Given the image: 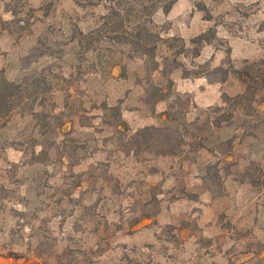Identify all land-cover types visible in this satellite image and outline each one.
Segmentation results:
<instances>
[{
  "label": "rangeland",
  "instance_id": "374dc122",
  "mask_svg": "<svg viewBox=\"0 0 264 264\" xmlns=\"http://www.w3.org/2000/svg\"><path fill=\"white\" fill-rule=\"evenodd\" d=\"M98 2L0 0V264H264V0Z\"/></svg>",
  "mask_w": 264,
  "mask_h": 264
},
{
  "label": "trees",
  "instance_id": "16d2710c",
  "mask_svg": "<svg viewBox=\"0 0 264 264\" xmlns=\"http://www.w3.org/2000/svg\"><path fill=\"white\" fill-rule=\"evenodd\" d=\"M98 1H101V0H95V3H99ZM128 2L129 0H104V3L107 5L108 12L104 16H102L104 19L103 26L109 29V31L116 32L117 27L123 30L125 21H130V18H129L130 14H134L135 19L137 18L139 19V17H143L144 15H147L149 18V21L152 19V15L158 8H161L163 13L166 14L170 11V9L172 8L176 0H133L132 2H130V4ZM125 3H128L129 6L128 8H126L127 9L126 16H123L120 12L122 10L121 6L125 7L124 5ZM137 5H139L140 8ZM74 31L75 32H73V34L74 35L77 34L78 39L80 41L83 38H87V37H88L87 39L89 43L91 44L94 41H98V39H92V37L90 36L94 32L93 30L90 31V33L89 32L84 33L82 30L78 28L75 29ZM120 33L121 34H118L115 36L116 37L115 42H119L125 45H130L133 49L137 51H141L142 54L144 55L148 54L154 57L155 45L152 44L151 46L149 44V39L147 38V37L150 38L154 34L150 32V30L144 23L136 24L134 35H130V33L128 32H125L126 34L125 33L123 34V31ZM196 40H199L200 42L208 41L205 38V33H201L198 36H196L194 38V41ZM198 52L199 51H196V54H199ZM157 66H158V63H156L155 67ZM221 68L222 67L220 66L215 67V70H219ZM224 72H225L224 73V78H225L227 75V72L226 71ZM241 75L242 77H244L241 79L246 81L245 79L250 75V71L248 69H245L241 72ZM262 81L264 82V78L262 79ZM14 86H15V83L9 82L6 79L2 80V83L0 84V105L12 96V91L7 92V90H11L12 88L14 89ZM116 110H117L118 115L120 116L119 108L116 107ZM122 124H124L125 127H127V125L124 122H122ZM214 125L218 126L219 122H216ZM158 130L159 129L157 126H144L142 128L137 129L134 135L136 137H140L138 138V140H136L137 143H140L138 146H141L140 148H143L144 146L148 148L149 146H151V143H150L151 134L150 133L154 131H158Z\"/></svg>",
  "mask_w": 264,
  "mask_h": 264
},
{
  "label": "crops",
  "instance_id": "0c3cea01",
  "mask_svg": "<svg viewBox=\"0 0 264 264\" xmlns=\"http://www.w3.org/2000/svg\"><path fill=\"white\" fill-rule=\"evenodd\" d=\"M182 79H184V80H189V81H192L191 79H188V78H186V77H183ZM176 81V80H175ZM190 84H192V82H190ZM178 85V84H177ZM177 89V88H176ZM193 88H190V87H186V88H178V90L179 91H191ZM157 104H159V102L157 103ZM159 112H163L164 111V109L162 110L161 108L158 110ZM162 115V114H161ZM122 117H123V119L127 122V123H129V120H127L126 118H125V115H124V113L122 114Z\"/></svg>",
  "mask_w": 264,
  "mask_h": 264
}]
</instances>
